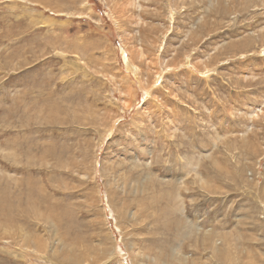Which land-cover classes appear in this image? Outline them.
Wrapping results in <instances>:
<instances>
[{
	"label": "rangeland",
	"instance_id": "rangeland-1",
	"mask_svg": "<svg viewBox=\"0 0 264 264\" xmlns=\"http://www.w3.org/2000/svg\"><path fill=\"white\" fill-rule=\"evenodd\" d=\"M0 264H264V0H0Z\"/></svg>",
	"mask_w": 264,
	"mask_h": 264
},
{
	"label": "bare ground",
	"instance_id": "bare-ground-1",
	"mask_svg": "<svg viewBox=\"0 0 264 264\" xmlns=\"http://www.w3.org/2000/svg\"><path fill=\"white\" fill-rule=\"evenodd\" d=\"M83 5H84V6L82 7V9H83V10H84V9H87V10H86L87 12L84 13L83 16H88V14H90V13H89V12H90V8H88V6H87L86 3H84ZM124 60L127 61L126 58H124ZM126 63H127V62H126ZM129 65H130V64H129Z\"/></svg>",
	"mask_w": 264,
	"mask_h": 264
},
{
	"label": "trees",
	"instance_id": "trees-1",
	"mask_svg": "<svg viewBox=\"0 0 264 264\" xmlns=\"http://www.w3.org/2000/svg\"><path fill=\"white\" fill-rule=\"evenodd\" d=\"M96 11H100V10H96Z\"/></svg>",
	"mask_w": 264,
	"mask_h": 264
}]
</instances>
